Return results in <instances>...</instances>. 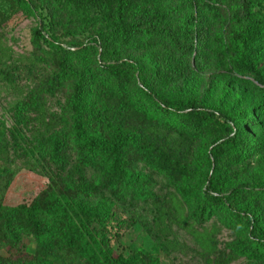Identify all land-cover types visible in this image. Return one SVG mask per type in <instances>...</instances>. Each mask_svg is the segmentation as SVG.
<instances>
[{
    "label": "trees",
    "instance_id": "1",
    "mask_svg": "<svg viewBox=\"0 0 264 264\" xmlns=\"http://www.w3.org/2000/svg\"><path fill=\"white\" fill-rule=\"evenodd\" d=\"M3 1L2 51L16 14L46 12L93 31L99 60L88 59L90 49L65 48L42 20L20 47L25 57H15L26 63L0 58V88L30 87L9 105L10 125L0 117V248L8 253L0 264H159L138 247L128 257L113 255L106 240L125 229L117 208L132 213L133 227L145 225L157 252L176 246L160 229L167 216L198 239L204 264L264 261V194L252 185L264 173L241 182L235 172L261 149L249 133L251 111L155 99L134 89L142 69L122 59L144 52L150 86L187 82L203 67L205 16L221 21L228 12L229 37H215L212 53L236 77L264 88V0H180L187 7L181 25L173 20L176 0ZM75 60L84 73L72 84ZM49 101L59 107L47 121ZM205 141L209 151L198 147ZM22 165L48 175L50 186L31 204L6 206ZM176 205L182 215L173 218ZM222 223L243 233L232 243L207 236L222 234Z\"/></svg>",
    "mask_w": 264,
    "mask_h": 264
},
{
    "label": "rangeland",
    "instance_id": "2",
    "mask_svg": "<svg viewBox=\"0 0 264 264\" xmlns=\"http://www.w3.org/2000/svg\"><path fill=\"white\" fill-rule=\"evenodd\" d=\"M0 7L5 8V3L0 0ZM173 20L181 25L187 13V7L180 0H176L174 5ZM34 16L31 13L20 11L16 14L8 24L5 30L7 47L5 50L0 49V58L15 59L23 63L27 59H16L15 57H25L21 45L26 44L30 32L34 29L40 20L44 21L51 33L55 34L61 39V44L65 48L73 49L75 52L79 48L90 49L88 52V59L96 62L99 60V54L96 52V46L90 42L93 37V31L83 32L79 25L65 15H58L51 18L46 12L37 13ZM204 21L207 25L209 41L205 46L204 63L202 69L197 68L196 73L192 79L187 82H179L170 88L153 87L150 86L153 77V70L147 63L146 54L144 52H124L122 59L131 61L142 69V79L137 75L134 89L139 91L142 88L155 98L159 100H197L204 102L213 107H229L235 111H251L256 124L249 127V133L254 140L261 145L260 151L254 155L252 159L244 165L235 169L239 176V180L244 182L251 178L256 172L264 173V88L258 85L253 80H244L236 77L233 73L226 70L224 66L216 61L213 55L215 48V37H221L227 40L232 29L231 16L225 12L221 21H217L211 15H206ZM9 45V49H8ZM5 47V46H4ZM82 50V51H83ZM101 50V49H100ZM74 75L72 84L77 82L83 75V70L80 65L81 62L75 60ZM29 86H23L19 90L11 88H0V117L1 122H6L10 125L7 110L9 105L16 102L29 89ZM151 103L152 100L148 99ZM59 105L56 101H49L45 112V118L48 121L49 115L58 109ZM169 133L165 131V134ZM172 136V135H171ZM210 142H201L198 147H204L206 151L210 150ZM223 162H216L221 165ZM51 180L48 175L40 173L31 167L21 166V169L14 179L11 187L4 196V204L9 207H15L22 204H31L40 194L46 191L50 186ZM255 192L264 194V180L252 183ZM1 189V182H0ZM174 215H182L181 209L173 207ZM190 209L189 213H191ZM262 214L264 218V206H262ZM151 219L152 216L148 215ZM116 217L124 222V228L121 232L120 239L106 240V245L113 252L115 257L124 255L128 257L132 254V249L135 247L143 248L150 252L154 260L159 264H204V259L201 257L203 249L199 245L198 239L192 237L184 230H181L174 223V220L168 219L164 216L161 231H165L168 241H174L176 246L170 251L160 250L157 252V247L154 239L148 234L145 225H133L132 213L127 210L117 208ZM223 227L221 232L215 231V234L207 231L203 233L215 240L223 241L224 243H232L238 239L242 231L235 228L228 229L227 225L221 224ZM115 233L112 231V234ZM205 238V237H204ZM203 238V239H204ZM208 238V237H207ZM210 239V238H208ZM28 252L34 253L35 244L30 240L26 241ZM0 255L8 256L7 250L0 248ZM232 264H264L262 262H255L252 259H240Z\"/></svg>",
    "mask_w": 264,
    "mask_h": 264
}]
</instances>
